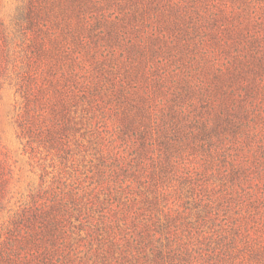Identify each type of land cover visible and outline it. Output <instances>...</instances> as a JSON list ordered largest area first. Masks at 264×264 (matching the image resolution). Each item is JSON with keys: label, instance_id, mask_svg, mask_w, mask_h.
<instances>
[{"label": "trees", "instance_id": "obj_1", "mask_svg": "<svg viewBox=\"0 0 264 264\" xmlns=\"http://www.w3.org/2000/svg\"><path fill=\"white\" fill-rule=\"evenodd\" d=\"M15 26L44 57L13 64L20 135L60 171L0 264H264V0H24Z\"/></svg>", "mask_w": 264, "mask_h": 264}, {"label": "rangeland", "instance_id": "obj_2", "mask_svg": "<svg viewBox=\"0 0 264 264\" xmlns=\"http://www.w3.org/2000/svg\"><path fill=\"white\" fill-rule=\"evenodd\" d=\"M23 3L24 0H0V33L4 36V42L0 41V161L6 180L0 192V235L5 234L16 213L31 206L32 197L46 189L60 171L59 158L51 150L35 151V143L31 147L28 138L20 135L18 122L23 108L17 90L18 70L13 69V64L21 59H44L31 53L27 38L15 26Z\"/></svg>", "mask_w": 264, "mask_h": 264}]
</instances>
